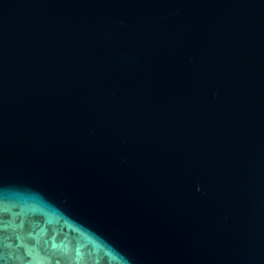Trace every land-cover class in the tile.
Wrapping results in <instances>:
<instances>
[{
  "label": "water",
  "instance_id": "95a60500",
  "mask_svg": "<svg viewBox=\"0 0 264 264\" xmlns=\"http://www.w3.org/2000/svg\"><path fill=\"white\" fill-rule=\"evenodd\" d=\"M0 264H264V0H0Z\"/></svg>",
  "mask_w": 264,
  "mask_h": 264
}]
</instances>
